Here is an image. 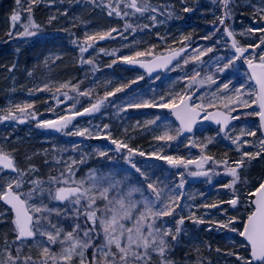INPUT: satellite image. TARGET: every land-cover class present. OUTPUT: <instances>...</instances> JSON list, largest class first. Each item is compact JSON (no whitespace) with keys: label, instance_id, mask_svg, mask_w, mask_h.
Here are the masks:
<instances>
[{"label":"snow or ice","instance_id":"6c2138e0","mask_svg":"<svg viewBox=\"0 0 264 264\" xmlns=\"http://www.w3.org/2000/svg\"><path fill=\"white\" fill-rule=\"evenodd\" d=\"M40 0H29L27 8H23L21 0H16L18 8H22L27 13L26 22L20 24L22 31H14L17 24L21 22L22 16L19 11L13 12L10 17V31L7 35L11 38L28 39L38 35L41 25L37 24L33 18V6ZM54 2V0H52ZM223 5V15L218 17L219 24L223 26V36L231 40V48L235 50L232 57L227 58L221 67L219 61L224 60L223 57H217L216 71L224 73L235 67L237 61L244 58V54L251 47L261 48L264 46V35H261L259 44L249 45L248 47H240L234 38V30L226 24L231 18V10L229 4L231 0H219ZM91 3L98 7H104L109 17H117L125 20L124 30L118 27H112L107 30L96 31L93 33H85L81 41L73 40V44L79 46L81 54V63L93 65L95 61L91 58L85 60L83 54L89 49H94L99 41L115 39L120 36L127 39L125 32L137 29L131 23L127 22V17L135 14L143 16L145 13H156L159 10L152 7L150 0H108L107 4H97V0H91ZM192 9L185 7L183 11L189 12ZM262 20H264V8L258 10ZM66 14V13H65ZM171 15V14H169ZM56 17H50L49 22ZM152 21H156L155 15L148 17ZM148 28L149 25H144ZM143 30V29H141ZM220 31L219 28L216 32ZM261 32L264 33V27L249 28L247 33ZM115 34V35H114ZM213 32L204 39H211ZM246 34V33H242ZM184 41H189V36L183 37ZM217 40L216 43H220ZM128 47V45H125ZM190 44L183 45L178 51L170 50L168 55H157L154 51L155 45L145 50H134L128 55H121L112 61L113 64L117 60L122 61L126 65L139 67L146 70L151 75L157 69H167L178 57L183 58L184 65L201 62V58L213 51V47L205 49H193L196 53L190 57H182L187 52ZM106 55L115 56L116 52H107L105 49H99ZM259 62L254 63L255 56L245 58L244 63L249 69L248 80L253 81L255 88L250 86L244 92L241 91L245 85L236 88L234 93L228 94L229 84L223 83L217 85V90L211 93V99L207 103L203 102L206 98L201 97L202 102H193L195 92L191 91L195 85L203 86L205 83L217 84V80L213 75H207L200 78V71L194 70L191 75H186L184 79L188 81L185 92L169 93L167 98L160 96L159 101L153 99L130 100L124 109H147L160 108L167 109L179 122V128L175 129V135L171 134L172 129L166 128L162 134L154 137L157 141L171 142L177 140L184 133H191L193 127L197 124L203 113V119L213 121L220 125L218 135L223 133L226 139L231 140L236 145V151L240 153L241 159L233 161L235 166H229L228 160L217 161L211 155L205 154L208 144L213 142L214 138L207 139L206 143L200 144L195 141H189L191 147H200L201 154L196 159H185L182 156L165 155L159 152H152L148 155L157 160H162L172 168H183L188 175L193 177H211L210 172H214L212 168L205 170V166L209 163L216 165H224V174L232 179L229 183L223 184L222 187L232 192V196L227 201H218L216 203H204L198 207L205 209H217L227 215V209H222L221 204H227L231 208L238 210L241 204L240 196L236 192L235 185L240 180L238 170L242 169L245 163L244 158L249 161L264 155V138L259 141V150L256 152L244 151V145H251L252 142L242 137H256L260 132L264 137V48L258 54ZM112 65H108L111 67ZM179 66V64H177ZM15 67V65H13ZM11 70V69H10ZM160 77L157 76L156 79ZM144 79L143 76L137 77L131 81V84L137 80ZM130 84H122L114 90L106 91L102 100L92 103L89 107H83L82 111L76 109L75 104L71 105L68 114L59 115L56 119L38 120L37 127L42 129L55 130L57 132L67 129L73 124L79 116L91 115L100 111L102 105L117 93L123 92ZM70 88L80 96H89L90 91L79 90V85H72L71 82L59 84L56 92L62 89ZM36 91H51L49 85L45 84L43 88ZM66 99L67 92L62 93ZM247 97V98H244ZM60 102L59 100L57 101ZM255 106V109H253ZM14 111L9 109L7 115L0 116V121L15 120L18 123H25L29 118L36 119V113L29 111L33 109V104L24 103L16 104ZM208 109H216V111H208ZM238 109H253L243 113ZM54 111V109H50ZM233 113H237L233 115ZM244 116H256L259 118V125L255 130L241 128L238 135L232 136L228 134V128L232 121H238ZM161 119L156 116L155 119L147 121V124H156ZM109 125H103V129L93 132L90 128H76L75 131L67 133L68 135L89 137L96 139H108L112 145H115L114 152L123 154V159L127 161L131 168L142 178L136 184L128 185L127 177L124 179H113L111 176L105 177L107 186H101L96 170H90L87 178L75 179L74 165L84 163V158L80 161L72 160L66 165L64 171L58 176H50L48 187L45 188V182L39 178L27 179L30 174L37 170L33 166H29L27 170L17 167L15 157L10 153L0 149V173H13L6 181L0 183V202L8 206L12 212L13 232L15 233L14 241L9 244L5 239L4 247L0 252V264H73L74 258H79V264H85V254L91 249V257L88 264H151L153 256L159 257V264H173L168 259V253L171 251L173 242L177 241L178 236L183 231L181 227L186 219L180 215L176 220V227L173 228L164 221V217L175 219L177 208H181L180 201L184 197L183 191L185 187V171L177 172L179 182L169 185L159 177L153 179L146 171H142L140 167L133 162L136 155L141 157L146 153L136 148L130 147L128 143L112 138L111 132L106 131ZM103 133V135H101ZM100 158L111 160L112 157L106 150L97 152ZM195 165L196 171H189V167ZM220 175L219 172H214ZM3 175H0V181ZM31 185L27 192L23 191L25 183ZM137 184L139 186H137ZM203 195V193H201ZM138 197V198H137ZM45 198L49 201H57L64 204L63 209L59 207H49L45 202ZM246 205V216H229L226 220H209L205 221L203 217H196L195 213H191L187 219L194 224L209 223L217 226V229H227L229 232L236 234L242 238L239 247L247 253L241 255L237 251H229L227 255L234 256L237 264H264V181H261L257 187L246 193L244 200ZM186 207V206H185ZM63 219H71L73 223L69 229H65L59 223H54L51 219L52 215ZM81 218L83 221L81 222ZM239 224L240 227L236 225ZM38 237L44 238L43 241L37 240ZM171 237V240L168 238ZM97 239L101 242L97 243ZM231 239V237H230ZM28 242V243H26ZM31 242H36L39 248V257L34 259L32 255H23V248L30 246ZM59 244L60 252H54L52 245ZM235 247V244L233 245ZM219 252L220 250L217 249Z\"/></svg>","mask_w":264,"mask_h":264},{"label":"rangeland","instance_id":"374dc122","mask_svg":"<svg viewBox=\"0 0 264 264\" xmlns=\"http://www.w3.org/2000/svg\"><path fill=\"white\" fill-rule=\"evenodd\" d=\"M29 1V0H26ZM174 4H170L168 9H165V5L161 0H150V3L152 7L157 8L159 11L156 13H145L143 16L140 14H135L127 17V22L131 23L134 27H136V31L133 32L132 30H128L125 32V35L127 36V39H122L120 36H116L115 39H109L105 41H99L97 44L99 48H103L111 53L113 51L116 52L115 56L112 55H106L104 52H100L99 50L95 51V49H89L88 52L83 54V57L85 60L91 58L95 61V68L101 69L105 68L106 71L111 72L113 74L116 72L117 76L115 78L108 77L106 79L105 72H100L98 77H100V83L102 85H108L109 83H113L114 85H122V84H130V87L127 89H138L128 95H125L124 93L120 92L118 95H115L113 97H110L105 103L102 105L99 112L95 113L92 117L87 119H81L77 121H73L72 125H69L67 129H64L63 131H55L50 129H42L37 127V121L40 120H47V119H56L59 115H65L68 114L71 105L75 104L76 109L81 108V104L87 103L88 99L95 98L98 102L103 99L101 96H80L77 92L72 91V102L65 107V110L61 109H55L54 111H42L36 106H33V109H30L29 111H33L36 113V119H31L32 123L26 122L25 123H18L15 120H7V121H0V149H3L5 152L17 155V167L20 169H28V162L30 160V156L28 155H22L18 153V151L14 150L13 146L21 147L23 146L22 143H26L28 139H34L38 138L40 136H46V133H51L50 137H47V141H50L46 144V150L44 153H39L35 156L36 159L38 157L43 158V162L46 165L47 160H49V168L47 170V173H44L42 177H39L37 175H29L26 177L27 179H34L39 178L45 182V188L48 187V180L50 176H58L61 171H64L66 168V165L71 163L72 160L80 161L81 158H84V163H77L74 165L75 168V179H81V178H87L90 170H96V175L99 178V183L101 186H107V182L105 180V177L111 176L110 172H98L100 169L98 167V163L101 162V160L104 161H112L115 165H122L126 169L128 166H131L127 161L123 159V154L115 153L114 148L115 145L111 144V141L108 139H96V138H89V137H80V136H74V135H68L67 133L75 131L76 128H90L93 132L100 131L103 129V125L107 124L109 125V128L106 131L111 132V136L114 139L122 140L129 144L130 147L136 148L139 151H143L146 153L145 156L141 157L139 155L134 156L133 162L137 164L138 167L141 168L142 171H146L148 174L151 173L153 170H157L161 167H164L167 171L171 172L173 174L176 183L179 182V177L176 175L177 172L185 171L183 168H172L171 166L167 165L165 161L157 160L154 157L149 156V153L152 152H159L161 154L165 155H173V156H182L185 159H196L201 154V148L200 147H191L189 145V141H195L197 143L203 144L206 143L207 139L214 138L212 143H217L220 145V148L216 150V153L210 149L207 145V148L205 149L206 155H211L214 157L217 161H223L228 160L229 166H235L232 164L233 161H237L241 159L240 153L236 151V145H233L231 143V140L226 139L224 135H218V131L215 128H211L210 125H199L195 132L188 136L185 139H180V142H177V140L171 141V142H161L162 148L160 145H158L159 141L155 140L154 137L157 135H160L161 131H164L166 128L172 129L173 135H175L174 128L172 126V120L169 115L165 113V109L160 108H147V109H134V108H127L126 110H122L125 108L126 104L130 100H140L141 96L137 95V92H143V99H153L155 98L157 101H159L160 96H165L167 98L168 92L166 90V85H174L178 83L181 85L179 90L177 89L175 93L177 92H185L188 89L185 88V85L188 84V81L184 79L186 75H191L194 70L200 71L201 75L198 79L203 78L207 75H213L214 78L217 80V84H208L205 83L203 86L195 85L192 87L191 91L195 92V96L193 99V102L199 103L202 102L200 100L201 97H205L206 99L203 101L207 103L208 99H211V93L215 92L217 90V85H222L223 83L229 84V90L228 94L234 93L236 88H239L242 84L245 85V88H242L241 91L244 92L248 89L250 86L251 88H254L251 81L248 80V76L245 72V70L241 67V65L236 62L235 67L226 70L224 73H219L216 71L217 67V57H223L224 60L219 61V65L222 67L223 63L226 62L227 58L232 57L234 54L231 52L228 43L223 36L222 28H220L218 17H221V12L219 14L215 13L214 11V5H217L219 0H214V2H205L201 8L200 5H197L195 3V0H173ZM103 4H107L108 0H102ZM143 2V0H141ZM101 0H97V4H100ZM37 14L38 13H45V19L44 24H42L44 27L55 30L51 31L49 34H45L43 36L44 40H41V43L43 44H49V46H52L53 51L48 54L46 57H48L52 62H48L49 65L53 66V72H49L50 74H57L59 72L64 73L65 69L69 65L68 62L71 61V57L69 53L65 50V44L66 42H69L71 47H75V51L77 54H79V62L80 67L82 68L81 71L76 70V85H79L80 83H83V88L79 89L81 92L83 91H90L91 88L94 85H91L93 77V73H97L98 70H93V65L84 66V63H81V54L79 52V46L77 44H73V40H79L82 42L85 33H93L96 31L101 30H107L112 27H118L121 31L124 30V23L125 20H121L115 16L109 17V21L113 18L114 20L117 19V24L110 25L107 27H104L102 29H96L93 30L92 18L91 14L95 17H105L107 15V10L104 7H98L91 3V0H40V2L37 3ZM179 5V9H177V6ZM41 7V8H40ZM47 7H51V11ZM185 7H188L192 9L189 12L183 11ZM75 8H82L86 11L87 15L79 14L78 12L75 13ZM198 8L199 11L196 12V9ZM220 8V6H219ZM264 8V0H231L229 4V9L231 10V20H230V27L232 30H234V36L238 42V44L242 47H248L249 45H257L259 44V40L261 35H264V33L261 32H255V33H247V29L249 28H260L264 27V20L261 19L258 10ZM43 10V11H42ZM21 13L23 22L18 23L17 27L14 31L19 32L23 29H18L20 24L26 22L27 19V13L23 11V9L18 10ZM250 11V12H248ZM187 13V16H192L193 14L200 15L201 18L205 19L206 24L209 26L212 34L215 32V35L211 36V40L213 41V44L210 46H204V44L200 43L199 38H197L196 42H194L192 45L190 44L189 50L187 54L184 57H190L196 53L193 52V49H207L208 47H213L212 52H208L207 55H204L201 58V62L197 63H189L187 65H184L183 58L177 63L179 66L174 65L172 68H170L168 71H166L163 74H159V79H156L157 76L154 77H147L140 73V75H137L135 73L130 74V78H126L123 71H122V61L117 60L115 64L112 63L116 57L119 55H128L134 50H145L150 48L151 46L155 45L154 51L156 54L164 53L173 49H176L183 44H189L188 41H184L183 37L179 35L178 39L171 44V46L165 44V46L160 45L158 47V44H160V41H156L154 44L152 43H144L142 42V33L146 30H156V33L159 29L163 28V30H172L173 32L176 30V24L179 22H182L183 18L186 17V14L184 17L181 15L183 13ZM66 13V14H65ZM171 14V15H169ZM33 18L36 22V18L34 14L32 13ZM150 15L156 16V21L150 20L148 17ZM50 17H56L55 19L51 20L49 22ZM107 20V21H108ZM94 21H100L101 19H95ZM37 23V22H36ZM38 24V23H37ZM144 25H149L148 28H144ZM219 28L220 31L216 32V29ZM143 29V30H141ZM11 30V29H10ZM9 30V31H10ZM246 33V34H242ZM209 34V35H210ZM115 35V34H114ZM142 35V36H141ZM32 38V37H31ZM217 40H220V43H216ZM66 41V42H65ZM125 45H128V47H125ZM264 48V46H261V48L251 47L250 52L247 54L246 58H252L255 56L254 61H259L258 54L261 52V49ZM161 51H158V50ZM75 56V54H74ZM46 61V59H45ZM47 62V61H46ZM44 63V68L47 67V63ZM76 65V62H75ZM108 65H112L111 67H108ZM110 68V69H109ZM125 69V68H124ZM68 71H65V73ZM71 73H67L69 75ZM87 74V80L85 82ZM75 76V73H74ZM143 76L144 79L137 80L136 83L131 84L130 82L133 80H136L137 77ZM5 76L1 77L4 79ZM70 79L66 80L69 81ZM64 82H59V84ZM75 85V84H74ZM44 87V85H42ZM159 87V89H157ZM70 89V88H68ZM147 90V91H146ZM170 90V89H169ZM130 91V90H128ZM145 91V92H144ZM156 91V92H155ZM35 93V91H33ZM32 93V94H33ZM63 91L61 92H52L53 97H55L58 101V97L61 96ZM75 95H77V98H75ZM247 98V97H244ZM9 97H1L0 96V116L7 115V112L9 109H12L13 111L14 106L16 104L23 105L24 103H29L31 100H13L12 102L9 100ZM86 101V102H85ZM34 103V102H32ZM31 104V103H30ZM37 104L39 102L37 101ZM35 105V104H33ZM253 109H255V106H253ZM253 109H238V112L243 113L246 111H252ZM137 110H142L140 114V119H142V125H140V130L133 131L129 130L131 127L134 129L136 127V120L137 117L135 116V112ZM144 111V112H143ZM167 117H166V115ZM237 113H233V115H236ZM156 116H160L161 119L157 121L156 124H147V121L155 119ZM134 118L129 120V118ZM210 128H209V127ZM258 127L257 120L255 116H244L241 115V119L238 121H235V123L229 127L228 134L235 136L238 135L241 128L249 129V130H255ZM177 129V126H176ZM45 133V134H44ZM143 133H147L149 140L148 141H138L143 139L144 136H140ZM13 137V140L8 141L7 137L11 136ZM103 135V133H101ZM242 139H246L252 142L251 145H244V148L242 150L244 151H251L256 152L259 150V141L262 139L259 132H257L256 137H242ZM7 149H10L7 150ZM37 149V148H36ZM100 150H106L109 152V155L112 157L111 160H108L106 158H100L97 155V152ZM38 151H36L37 153ZM209 152H212L214 154H210ZM95 159V160H94ZM245 163L242 169L238 170V174L240 177V180L235 185L236 192L240 196L241 204L238 206V210L231 208L229 205L221 204L220 207L222 209H227V215L223 214L222 212L218 211L217 209H205L203 207H198L201 204H204L203 201H201V198L205 196L206 194L213 197L214 201L211 203H216L218 201H227L231 198L232 192L228 189H225L222 187L223 184L229 183L231 181V177L224 174V165L220 164L218 167L212 163H209L205 166V170L212 168L214 172H219L220 175H215L214 172H210L209 175L211 177V180L209 182L208 177H193L188 175V172L185 171V187H184V197L181 202V208H177L176 212L179 215H176L175 219L171 217H164V221H166L169 226L173 228V231L176 227V220L179 219L180 215L183 216H189L191 213H195L196 217H203L205 221L209 220H226L229 216H239L241 218L246 216V205L244 204V200L246 198V193L249 190L254 189L258 186V184L264 180V155L249 161L248 158H244ZM19 162V166H18ZM44 165V166H45ZM47 166V165H46ZM47 168V167H46ZM45 168V169H46ZM189 171H196L195 165H191L189 167ZM9 176H12L10 174L4 173L3 174V180L0 181V183H3L8 179ZM114 179V178H113ZM142 179V178H141ZM191 186L198 187V190H193ZM31 185H29L27 182L24 184L23 191L27 192ZM199 190H201L203 195L199 193ZM195 193L199 195L196 197ZM197 198L196 200H194ZM45 202L48 203L49 207H58L60 208V202L57 201H49L45 198ZM1 207L3 208V211H0V224L8 223L9 226L12 225V215L10 214V210L5 207L0 202ZM186 206V207H185ZM65 205L61 206V209H63ZM52 221L54 223H59L62 225L65 229H69V226L73 223L71 219H63L56 217L55 214L51 217ZM9 221V222H8ZM83 221V218H81V222ZM186 222L187 225H194V227H197L195 232L193 233L191 230L190 232L186 229ZM237 227H240L239 224L236 225ZM183 228V231L180 233L178 238L188 236L191 234L190 237H192V234H195L198 230L199 240L196 241V243L188 244L189 248L184 249L182 252H178L175 250V248H179L183 246L179 242H173L172 244V250L168 253V259L173 262V264H229L227 263L226 259H230V255H227L228 252L222 253V252H216L213 248L218 245V243H221L223 241H229L232 243V248H234V251L239 252L241 255L246 256V252L243 251L242 248L239 247L240 241L237 239L238 236L236 234L229 232L227 229H217L216 225L204 223V224H194L191 220H185L184 224L181 226ZM70 230V229H69ZM6 229L2 231V236L5 235ZM12 239H7L9 244H11L15 239V233L12 234ZM9 237V234L6 235ZM11 237V236H10ZM231 237V239H230ZM177 238V239H178ZM196 239L197 237H193ZM183 239V238H181ZM241 239V238H240ZM37 240L43 241L44 238L38 237ZM171 240V239H169ZM242 240V239H241ZM219 241V242H218ZM101 241L97 239V243H100ZM28 243V242H26ZM235 244V247L233 246ZM58 245V246H57ZM215 245V246H214ZM228 245V244H227ZM203 246V248H201ZM4 247V241L0 243V252H2ZM52 250L54 252H60L61 246L59 244L52 245ZM35 248L39 250V248L36 247V242H31L30 246H25L23 248V255H32L34 253H39L35 251ZM194 248L196 251V254L194 255L193 252H189L188 249ZM201 249H204L202 252ZM231 249V248H230ZM232 251V250H231ZM26 252V253H25ZM92 250L89 249L85 254V264H88V259L91 257ZM202 256V258H201ZM37 257H33L34 259H37ZM155 263L159 264V257L155 259ZM237 263V262H236ZM73 264H79V258L76 257L73 260Z\"/></svg>","mask_w":264,"mask_h":264},{"label":"trees","instance_id":"16d2710c","mask_svg":"<svg viewBox=\"0 0 264 264\" xmlns=\"http://www.w3.org/2000/svg\"><path fill=\"white\" fill-rule=\"evenodd\" d=\"M239 1V0H237ZM23 8H27L29 1L26 0H21ZM161 2H163V4L165 5L164 7H169L170 4H174L173 0H161ZM205 2H214V0H195V3H197V5L201 6L205 3ZM38 4H35L33 6V14L36 18V22L41 25V29L38 33V35L32 37V38H28V39H19V38H11L7 35V33L10 30V25H11V20L10 17L13 14V12H16L22 8H18L17 4H16V0H0V96L1 97H9L10 101L12 102L13 100H31L29 103L31 104H35L33 106L37 105V108H39L42 111H50V109H61V110H65L64 108L67 107V105H69L72 102V94L71 93V89H62L61 91L63 92H67L68 93V97H71V99H66L63 94L61 96L58 97V100L60 101L59 103L57 102V99L55 97H53L52 92L56 91V88L59 86V82H66V80L70 79L69 81L71 82L72 85H76V81L75 78L77 79L78 77H76V70L81 71L82 70V66L80 67V62H79V54L76 53L75 51V47H71V43L69 44V42H66L67 44H65V50L69 53L70 57H71V61L68 62V66L65 69V71H68L65 73L59 72L57 74H50L49 72H53V66L49 65L48 62H52L48 57H46L48 54H50L53 49L52 46L50 47L49 44H43L41 43V40L43 39V36H45V34H49L51 31L56 32L55 30H50L46 27H44L42 24H44V19L46 18L45 13H38L37 14V6ZM221 5V3H218L217 5H214V11L215 13L219 14L220 12V8L219 6ZM41 8V7H40ZM49 10L47 11H51V7H47ZM179 5L177 6V9H179ZM197 11H199L198 8H195ZM43 11V10H42ZM78 12L79 14L82 15H87L86 11L82 8H75V13ZM250 12V11H248ZM94 15L96 14H91V18H92V23L93 25L91 27H93V30L96 29H102L104 27L110 26V25H115L117 24V19H111V21H109V16H105V17H95ZM95 19H101L100 21H94ZM108 20V21H107ZM230 19H228L229 22V26L231 25L230 23ZM21 22H23V20H21ZM20 22V23H21ZM182 26L180 27L179 25ZM179 24V25H178ZM194 26H201L199 23H197L196 21H194V19H192L191 16H187L186 13V17L183 18L182 22L177 23V31L173 32L172 30H167V31H163L161 29H159L158 32L161 33H156V30H146L142 33V42L144 43H152L154 44L156 41H160V44H158V47H160V45L165 46V44L171 46V44L173 42H175L179 35L181 36H188L186 34L189 33V29L194 27ZM205 28H208V25L205 24L204 25ZM220 28H223V26H220ZM18 29H22V27H19ZM182 30V33L181 31ZM205 36H209V34L207 35H203L201 37H190V40L188 41L189 44H193L194 42H196L197 38H199L200 43L204 44V46H210L213 44V41L211 39H204ZM185 45V44H183ZM182 45V46H183ZM180 46V47H182ZM179 48V47H178ZM95 51L101 49L99 48L98 44H96L95 46ZM104 49V47H103ZM158 51H161L160 49ZM123 55H124V51ZM75 54V56H74ZM120 56V55H119ZM46 59V61H45ZM47 63V67L44 68V63ZM76 62V65H75ZM13 65H15V67H13ZM84 66H89V64L84 63ZM123 69V73L125 75L126 78H130L131 76H129L132 73H135L137 75H140L139 72H137L136 70H132V69H124L123 66H121ZM11 69V70H10ZM110 69V68H109ZM100 72H105V76L106 79L108 77H112L115 78L117 75L116 72H114L113 74H111V72L106 71V69L103 67L101 69H99L97 71V73H93L92 76L93 80L91 85H94L91 90H90V94L93 96H101L104 97V93L106 91H111L114 90L116 87H119L121 85H114L113 83H109L108 85H102L100 83V77H98ZM67 73H71L69 75H67ZM75 73V76H74ZM4 77L1 78V77ZM87 80V74H86V78H85V82ZM67 81V82H69ZM49 85V87L51 88V91H36V89L38 88H43L42 85ZM180 84L177 83L174 85H166V89H162V90H166L168 93H175V91L180 88ZM83 83L79 84V89H82ZM159 89V87L157 88ZM170 89V90H169ZM130 90V91H128ZM138 89H127L125 88V90L122 92L125 95H128L134 91H136ZM33 91H35V93H33ZM147 91V90H146ZM145 92V91H144ZM156 92V91H155ZM33 93V94H32ZM118 95V93L116 94ZM137 95L141 96V99L144 98L143 96V92H137ZM75 98H77V95H75ZM110 98V97H109ZM37 101L39 102V104H37ZM97 100L95 98H90L88 99L87 103H83L81 104L82 107L87 106L91 103H95ZM34 102V103H32ZM86 102V101H85ZM81 107V108H82ZM142 110H137L135 112V116L137 117V119L134 118H129V120L134 119L136 120V127H134V129L131 127V129L129 130H133V131H137L140 130V125H142V119H140V114H141ZM144 112V111H143ZM166 115V114H165ZM167 117V115H166ZM27 122L32 123L31 119L29 118L27 120ZM172 126L174 128V132L176 129V125L172 122ZM209 127V126H208ZM210 128V127H209ZM212 128V127H211ZM213 129V128H212ZM163 131H161L160 133L162 134ZM45 134V133H44ZM51 133H46V136H40L38 138H34V139H28L26 143H22L23 146L18 147V146H13L14 150L18 151V153L22 154V155H32L30 156V160L28 162V168L29 166H33L37 171L35 173L30 174L31 175H37L39 177H42V175L44 173H47L48 168L51 166H49V160H47L46 165L43 162V158L38 157V159L35 158L36 155H38L39 153H44L46 150V144L50 141H47V137H50ZM147 133H143L140 136H144L143 139L138 140V141H148ZM8 141L13 140L12 135L7 137ZM162 141H159L158 145H160V147L162 148L161 145ZM177 142H180V139H177ZM208 147L210 149H212L215 153L216 150L220 148V145H218L217 143H212L211 145H208ZM37 148V149H36ZM10 151V149H7ZM36 151H38L36 153ZM210 154H214L212 152H209ZM40 155V154H39ZM12 156L15 157V161L17 164V155L16 154H12ZM85 158V157H84ZM95 160V159H94ZM98 167H99V171L101 172H110L113 176L114 179H124L125 177H127V181L126 183L128 185H132V184H136L138 180L141 179V177L139 176L138 173L135 172L134 169L131 168V166H128V168L126 169L124 166L122 165H115L112 161H104L101 160L100 163H98ZM45 165V166H44ZM18 166H19V162H18ZM47 167V168H46ZM46 168V169H45ZM25 170V169H23ZM149 175H151L153 177V179L159 177L160 179L164 180L167 184L172 185L175 184L176 181L175 179L173 180L174 176L173 174H171V172L167 171L164 167H161L157 170H153L151 173H149ZM137 186H139L137 184ZM193 190H198V187L195 186H191ZM184 190V189H183ZM202 191L199 190V193H201ZM196 197H198L199 195H197V193H195ZM138 198V197H137ZM197 198H195L194 200H196ZM182 201H186V200H182L180 201V203ZM201 201H203L204 203H211L214 201L213 197H211L210 195L206 194L205 196H203L201 198ZM61 206H63V204H60V208ZM59 207V206H58ZM0 211H3V208L0 205ZM186 219L185 220H189L187 219V216L185 215ZM167 218V217H166ZM9 222V221H8ZM186 229L188 232H190L189 230H191L193 233L195 232L194 230L197 229V227H194V225H187L186 222ZM6 229L7 231H5V235L2 236V231ZM7 233L9 234V237H7ZM13 226H9L8 223H3L0 224V243H2L3 241H5V239L7 240L12 239L13 237ZM11 236V237H10ZM191 234H189L188 236H184L181 237L183 239H181L180 237L177 239L176 242L181 243L183 246L179 247V248H175L176 251L178 252H182L184 251V249L189 248L188 244H192V243H196L197 240H199V235H198V230L196 231L195 234H192V237H190ZM197 237L196 239H194L193 237ZM168 239H171V237H169ZM239 241H241L240 237L237 238ZM97 242V241H96ZM219 242V241H218ZM228 244V245H227ZM58 246V245H57ZM215 246V245H214ZM232 243L227 241H223L221 243H218V245L215 247L212 246V248L216 251L217 249H219V252L222 253H226L229 251H234L231 247ZM201 248H203V246H201ZM231 248V249H230ZM172 249V248H171ZM174 250V249H172ZM189 252H193L196 251L194 248L188 249ZM202 252L204 251V249H201ZM36 252H39L38 249L35 248ZM218 252V253H219ZM26 253V252H25ZM193 254L195 255L196 253L193 252ZM39 256V253H34L33 257H37ZM157 258V256H153L152 258V262L151 264H156L155 263V259ZM202 258V256H201ZM230 259H226L227 263L229 262V264H237L236 263V258L234 256L229 257Z\"/></svg>","mask_w":264,"mask_h":264},{"label":"water","instance_id":"95a60500","mask_svg":"<svg viewBox=\"0 0 264 264\" xmlns=\"http://www.w3.org/2000/svg\"><path fill=\"white\" fill-rule=\"evenodd\" d=\"M223 11H224V9L222 10V13H223ZM226 24H227V22H226ZM228 39V38H227ZM228 41H229V44H230V46H231V40L230 39H228ZM179 50V49H178ZM177 50V51H178ZM233 50V53L235 54V50L234 49H232ZM247 53V52H246ZM245 53V54H246ZM169 54V52H167V53H164V54H161V55H168ZM244 54V55H245ZM183 55V54H182ZM179 58L180 57H178L177 58V60H174L173 62H172V64L171 65H169V67L168 68H170L172 65H174L178 60H179ZM240 61V63H241V65L247 70V72H248V74H249V69H248V66H247V64L246 63H244V60H243V58L241 59V60H239ZM254 63H256V62H254ZM124 66H126V67H129V68H136L137 70H139V71H141V72H143V73H145L146 75H148V76H154L155 74H158V73H160V72H164V71H166L167 69H157L155 72H153L151 75H149L147 72H146V70L145 69H143V68H141V67H139V65H135V66H130V65H126V64H124ZM82 111V110H81ZM208 111H216V109H212V110H208ZM166 112L167 113H169L170 114V116L172 117V119H173V121L179 126V122L175 119V117L170 113V111L169 110H167L166 109ZM92 115V114H91ZM91 115H84V116H79V117H77L76 119H80V118H84V117H89V116H91ZM203 113H201V118L198 120V122H197V124L193 127V131H194V129H195V127L198 125V124H200V123H211V124H213V125H216V126H219V128H220V125H217L216 123H214L213 121H209V120H204L203 118ZM257 119H258V121H259V118L257 117ZM233 123V121L231 122V124ZM192 131V132H193ZM191 132V133H192ZM191 133H184L182 136H180L181 138H184V137H186V136H188V135H190ZM264 138V137H263ZM10 173V172H9ZM11 174H13V173H11ZM3 203V202H2ZM4 204V203H3ZM5 205V204H4ZM6 207H8L7 205H5ZM12 213V212H11ZM13 215V214H12Z\"/></svg>","mask_w":264,"mask_h":264},{"label":"bare ground","instance_id":"6f19581e","mask_svg":"<svg viewBox=\"0 0 264 264\" xmlns=\"http://www.w3.org/2000/svg\"><path fill=\"white\" fill-rule=\"evenodd\" d=\"M169 7H165V9H168ZM221 9H223V5L221 4L220 5V12L222 13V11H221ZM196 12H198L197 10H196ZM185 12L181 15L182 17H184L185 16ZM192 19H194V21H196L197 23H199L201 26H194V27H192V28H190L188 31H189V33L188 34H186V35H188V36H192V37H201V36H203V35H207V34H210V32H211V30H210V28H209V26H208V28H205L204 27V25L206 24V22H205V19L204 18H201V16L200 15H195V14H193L192 16ZM182 24L183 23H181V25H179L180 27L182 26ZM177 24H176V30L174 31V32H176L177 31ZM161 30H163V28H161ZM169 30V29H168ZM164 31V30H163ZM165 31H167L166 29H165ZM181 31V33H182V30H180ZM242 239V238H241ZM247 255V254H246Z\"/></svg>","mask_w":264,"mask_h":264}]
</instances>
